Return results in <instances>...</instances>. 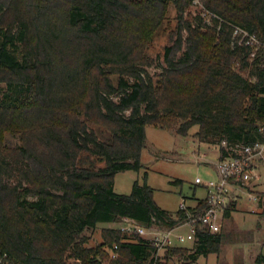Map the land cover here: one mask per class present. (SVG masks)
Wrapping results in <instances>:
<instances>
[{
    "label": "trees",
    "instance_id": "1",
    "mask_svg": "<svg viewBox=\"0 0 264 264\" xmlns=\"http://www.w3.org/2000/svg\"><path fill=\"white\" fill-rule=\"evenodd\" d=\"M192 1L0 0V247L11 264H100L114 244L109 264H150L155 249L121 242L118 229L85 246L101 223L172 228L185 216L159 207L146 181L114 191L117 172L142 167L146 126L181 136L196 127L191 136L221 153L222 142L261 138L264 0H201L214 25L180 26L162 72L146 71L169 7L180 22ZM236 27L248 34L241 42ZM197 235L192 250L172 247L165 259L219 253L220 232Z\"/></svg>",
    "mask_w": 264,
    "mask_h": 264
},
{
    "label": "rangeland",
    "instance_id": "2",
    "mask_svg": "<svg viewBox=\"0 0 264 264\" xmlns=\"http://www.w3.org/2000/svg\"><path fill=\"white\" fill-rule=\"evenodd\" d=\"M216 18L204 7L201 0H193L185 7L180 22L176 10L170 6L153 38L151 47L147 50L150 64L145 69L148 74L155 77L162 72V67L165 66L164 47L171 45L177 39L180 26H213ZM187 34L182 30V39ZM236 35L234 33V36ZM245 37L246 34L242 39ZM91 126L96 128L94 125ZM195 130L196 127L190 130L189 135L181 136L172 130L146 126V143L140 155L142 167L138 171L117 172L114 177V191L129 194L135 181L140 184L146 181L153 189V199L156 204L170 212L178 210L182 199L187 205H192L196 199H203L205 190L195 181L200 178L205 183L211 178H216L213 165L221 155V147L219 144L199 142L191 136ZM6 137L11 147L20 144L18 137L11 138L7 134ZM96 165L99 167L104 164ZM260 174L261 180L256 186L259 199L264 193V168L261 169ZM174 181L180 182L173 183ZM248 199L247 195H242L235 205L231 202L227 206L230 215L228 217L225 214L223 217L220 230L223 241L219 253L200 256L195 262L188 263L178 260L176 256L167 260L165 259L167 250H161L158 252L159 264H258V256L264 255V205L259 201L251 202ZM121 221L98 224L85 246L96 247L103 243L102 231L108 228L119 230ZM175 226L178 227V222ZM155 227L160 230L168 229L164 226ZM186 231V227H180L174 231V235L185 234ZM193 244L192 241H184L178 243V246L192 250Z\"/></svg>",
    "mask_w": 264,
    "mask_h": 264
},
{
    "label": "built area",
    "instance_id": "3",
    "mask_svg": "<svg viewBox=\"0 0 264 264\" xmlns=\"http://www.w3.org/2000/svg\"><path fill=\"white\" fill-rule=\"evenodd\" d=\"M234 33L248 36L246 31L238 27ZM246 43L260 46L253 36H250ZM262 47L264 48V45ZM258 131L261 138L253 144L227 147L226 143L222 142L225 152L221 153L214 164L216 178H211L205 183L200 178L196 179V184L205 190V197L196 199L192 205H187L182 199L178 211L184 212L185 216L176 217L178 227L174 225L172 228L160 230L155 226L144 227L132 219L123 218L119 227L123 236L121 242L143 240L145 244L155 249L154 260L150 264H159V251L180 247L178 243L184 241H197L199 230L210 234L220 232L227 206L231 202L232 205L236 204L242 195H247L251 202H258V192L254 183L261 180L260 172L264 168V124L259 126ZM180 227H186V233L174 235V231ZM118 248V245L114 244L112 248L106 249L109 260L100 261V264H109L110 260L116 259L119 255ZM0 264H11L8 252L1 247Z\"/></svg>",
    "mask_w": 264,
    "mask_h": 264
},
{
    "label": "crops",
    "instance_id": "4",
    "mask_svg": "<svg viewBox=\"0 0 264 264\" xmlns=\"http://www.w3.org/2000/svg\"><path fill=\"white\" fill-rule=\"evenodd\" d=\"M213 169H214V165H213ZM259 182H255L254 185H255V189H256V186L258 185ZM235 205V204H234Z\"/></svg>",
    "mask_w": 264,
    "mask_h": 264
}]
</instances>
